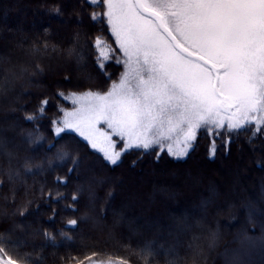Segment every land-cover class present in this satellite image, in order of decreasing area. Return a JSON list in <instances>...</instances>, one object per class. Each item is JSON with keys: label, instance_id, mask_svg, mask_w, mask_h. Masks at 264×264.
<instances>
[{"label": "snow or ice", "instance_id": "obj_1", "mask_svg": "<svg viewBox=\"0 0 264 264\" xmlns=\"http://www.w3.org/2000/svg\"><path fill=\"white\" fill-rule=\"evenodd\" d=\"M80 3L91 9L93 27L101 26L95 36L86 37L90 43L82 47L92 51L96 72L107 87L58 90L39 98L35 110L25 111L24 115V120L33 125L26 142L38 146L33 155L43 151L47 144L46 157L47 152H56L55 165L52 159L46 160L48 170L55 172L57 167L71 163L65 176L55 177L57 186L67 187L82 164L78 153L56 147L71 134L83 140L84 146L111 168L121 166L126 154L133 151L141 157L153 155L157 160L164 154L185 160L206 138L208 158L214 160L218 151H230L231 144L242 135L249 136V144L264 138V0ZM51 11L57 17L63 15L59 7ZM41 46L47 52L49 42L45 40ZM51 50L55 52L56 46ZM34 51H39L35 45ZM68 54L74 55L77 63L85 59L75 46L68 49ZM114 65L118 66L115 73L109 71ZM42 73L37 64L33 74ZM65 80L70 83L69 77L65 76ZM52 99H56L55 105L51 104ZM51 107L55 114L49 120V134L54 143L48 142L40 123L47 119ZM7 143L0 136V155L9 157L8 169L0 167V221L8 222L17 215L25 220H12L10 228L0 231V264H43V259L34 253L19 251L23 245L12 237L17 228H30L25 222L38 214L29 213L31 200L18 202L21 187L26 198L27 181L45 175L46 170L43 164H33L31 159L24 160L22 170L13 168ZM136 163L134 160L132 166ZM84 191L82 185L77 187L66 211L77 213ZM88 192L89 199L94 201L91 183ZM40 193L50 198L46 203L61 197L58 202L68 200L62 192L55 196L51 190L45 192L43 186ZM113 199L110 191L108 200ZM208 203L205 201V206ZM56 215L53 211L49 219L54 220ZM66 229L78 231V219H68L66 228L57 233L65 242H71L72 236ZM42 234L49 244L57 246L56 236L48 231ZM217 236L218 233L212 234L213 241ZM155 256L149 245L140 252L143 264H155ZM61 259L65 264H131L129 257L96 250ZM167 264H178V257L173 255Z\"/></svg>", "mask_w": 264, "mask_h": 264}, {"label": "trees", "instance_id": "obj_2", "mask_svg": "<svg viewBox=\"0 0 264 264\" xmlns=\"http://www.w3.org/2000/svg\"><path fill=\"white\" fill-rule=\"evenodd\" d=\"M53 7L60 8L63 15L59 17L63 19L51 11ZM90 14L91 9L82 5L80 0H0V85L3 86L0 89V130L5 131L2 137L7 140L15 139L16 135L9 133L14 127L17 133L23 134H19L14 144L7 148L14 158L11 163L13 168L22 170L24 160L31 159L33 164H43L46 170L45 175L27 181L26 198L24 188L20 189L18 202L24 204L26 200H31L29 213L38 214L25 222L31 225L30 228H17L12 239L23 245L19 251L34 253L43 259V264H65L62 257L80 255L85 250L118 254L129 257L131 264H143L140 249L144 245H150L155 252L157 246L164 248V253L156 252L155 264H167L173 255L178 257V264H225L223 258L226 255L241 253L239 245L235 243L240 233L253 239L260 236V227L264 230V205L260 204L263 197L259 189L261 187L264 193V138L249 144V136L242 135L231 144L230 151H218L214 160L208 158L206 138L199 141L196 150L185 160H175L166 154L157 160L153 155L141 157L133 151L126 154L121 166L111 168L105 166L98 154L85 147L83 140L71 134L61 139L56 146L60 150L78 153L82 160V172L74 174L67 187L57 186L55 177L67 174V168L71 167L70 161L52 172L48 170L46 160L52 159L53 164H56L55 150L47 152L46 157L45 144L43 151L33 155L38 146L26 142V134L33 125L24 120V115L25 111L35 110L39 98L58 90L68 92L107 87L104 78L96 72L92 51L82 47L90 43L86 37L95 36L101 27H93ZM45 40L49 42L47 52L41 46ZM34 45L39 51H34ZM53 45L57 49L55 52L51 50ZM74 46L85 56L80 63H77L74 55L68 54V49ZM37 64L43 69L42 74H33ZM117 68L114 65L109 71L115 73ZM65 76L69 77L70 83L65 80ZM89 76L93 77L91 81L87 80ZM56 103V99L51 100L52 105ZM65 105L71 107L66 102ZM54 114L55 108L51 107L47 119L40 121L44 125L41 131L49 143L55 142L49 134V120ZM134 160L137 161L135 167L132 166ZM0 167L7 170L9 162L0 160ZM87 169L91 172L90 177ZM109 178L114 179L97 188L95 181ZM116 178L124 186L117 185ZM189 179L194 183L189 184ZM90 183L96 199H99L93 213L85 195L79 199L77 213L66 211L71 194L81 185L88 188ZM42 186L45 192L51 190L53 196L57 192L64 193L68 200L58 202L63 199L61 197L46 203V199L50 198L41 195ZM110 191L114 197L111 201L108 200ZM156 192L165 193L166 197H160ZM205 201L213 203L207 210L208 231L205 239L198 240L200 229H194L180 238L175 229H182L183 226H175L174 220L182 221L191 215L203 223V218L194 209L205 207ZM230 206L235 209L231 210ZM222 208L227 210L217 211ZM8 211L10 213L12 209ZM53 211L57 215L54 220H50ZM256 213L262 216L255 219ZM84 216H92L96 221L103 219L106 228L102 233H95V238L92 237V230L85 220L80 219ZM122 217L135 225L134 231L138 237L122 239V243L117 244L116 234L123 238L130 237L125 228L115 229L114 225L120 223ZM72 218L78 219V231L66 229L72 241L65 242L57 233L65 229L67 220ZM231 219L233 221L229 223ZM12 220L19 223L25 218L17 215ZM12 220L0 221V231L10 228ZM144 225L156 226L146 230L143 229ZM225 228L227 232L222 235ZM44 231L56 236V247L44 238ZM214 232L218 233L215 241L212 239ZM79 234L87 237V240L78 241ZM29 237L32 240L26 242ZM259 244L264 247V243ZM263 255L264 249H258L253 254L246 253L244 258L236 256L230 264H248L256 259L259 262L254 264H264Z\"/></svg>", "mask_w": 264, "mask_h": 264}, {"label": "rangeland", "instance_id": "obj_3", "mask_svg": "<svg viewBox=\"0 0 264 264\" xmlns=\"http://www.w3.org/2000/svg\"><path fill=\"white\" fill-rule=\"evenodd\" d=\"M60 19H63V17H59ZM66 23V22H65ZM78 65V64H77ZM78 67V66H77ZM78 70H79V67H78ZM22 78V77H21ZM17 80V79H16ZM15 80V81H16ZM5 133V131H1L0 130V136H2V134H4ZM9 133H11V135H16V137H15V139L14 138H12L11 140H7V139H5V137L3 136V138L8 142L7 143V148H10V146H12L13 144H14V142H15V140H16V138H18V136H19V134L20 133H17V131H16V129H15V127L11 130V131H9ZM8 133V134H9ZM28 134V133H27ZM27 134H26V137H27ZM20 135H23L22 134V132H21V134ZM8 151V150H7ZM0 160L2 161H7V162H9V157L8 156H6V155H0ZM14 161V158L13 159H11V163ZM47 165V164H46ZM81 171V168L79 169V172ZM82 172V171H81ZM86 172L87 173H89V177H90V174H91V172L87 169L86 170ZM91 179H94L93 177L91 178ZM113 179L114 178H109V179H106V180H104L103 181V183L102 184H99L100 185V187L102 186V185H104V184H107V183H110L111 181H113ZM116 180H117V178H116ZM188 183L189 184H192V183H194V182H191L190 181V179H189V181H188ZM116 184L117 185H119V186H124V184H122L121 183V181L118 179L117 180V182H116ZM99 185H97V188H99ZM196 186H197V184H196ZM85 189V191H84V193H83V195H85V196H87V198H88V200H89V207H90V211L93 213V208H94V206H95V204L97 203V202H99V199H95L94 201L93 200H90L89 199V192H88V188L87 187H85L84 188ZM259 189H260V193H261V195H262V200H260V204L261 205H264V193H263V191H262V189H261V187H259ZM156 194L157 195H159L160 197H163V198H165L166 196H165V193H160V192H156ZM155 202V201H154ZM212 205H213V203H208L205 207H203V206H199V207H197V208H195L194 209V212L195 213H199L200 215H201V217L203 218V223H199L198 221H197V219H194L191 215H187L185 218H183L182 219V221H176V220H174V225L175 226H177V224L180 226H183V228L181 229V228H173V229H175L176 230V232H177V234H179V237L180 238H182V237H184L185 235H187L189 232H191L192 230H194V229H197V231H199V229H200V232H201V235L199 236V238H198V240L199 241H203V239H205V234H207V231H208V228H207V219H208V217H207V210L208 209H210L211 207H212ZM230 209L231 210H234L235 209V207L234 206H230ZM193 210V209H192ZM112 214H113V216L114 217H116L115 215V212H113L112 211ZM199 215V216H200ZM262 215H261V213H256V215H255V219H257V218H260ZM87 217H89V216H87ZM213 220V219H212ZM211 220V221H212ZM86 221V223L88 224V226L90 227V229L92 230V233H93V235H92V237H94L95 238V233H97V232H100V233H102L103 231H104V229L106 228V224H105V222L103 221V219H100L99 221L97 220L96 221V219L95 218H93L92 216L91 217H89V219H87V220H85ZM233 221V219H231L230 221H229V223H231ZM181 224H180V223ZM115 226V229H117L118 227H123V228H125L127 231H128V233L130 234V237H128V238H123L122 236H120L119 234H116V238H115V242H117V244H120V243H122V239L123 240H127V239H134V238H136V237H138V234H136L135 233V225L133 224V223H129V222H127L123 217L121 218V221H120V223H117L116 225H114ZM155 226L156 225H150V226H148V225H144L143 226V229L145 228L146 230H149V229H152V228H155ZM257 226H258V228L260 227V225H259V223L257 224ZM260 229V236L259 237H255V238H253V239H250L247 235H245L243 232L242 233H240V235L238 236V238L235 240V243L236 244H238L239 245V247H240V255H237V254H234V255H226L224 258H223V260H224V263L225 264H230L235 258H236V256L238 257V256H241L242 258H244L245 256H246V253H250V254H253L256 250H263L264 249V247L262 248L260 245L261 244H259V243H264V230L262 229V227H260L259 228ZM226 232H227V229L225 228L224 229V231H223V233H222V235H225L226 234ZM171 234H173V233H171ZM85 238H87V237H83V235H81V234H79V235H77V240L78 241H86L87 239H85ZM32 240V237H29L27 240H26V242H29V241H31ZM21 243V242H20ZM150 246V245H149ZM145 247V245L143 246V247H141V249L140 250H142L143 248ZM201 248H202V246H201ZM156 252H158V253H164V248L163 247H161V246H157V248H156ZM245 252V253H244ZM263 257H264V255H263ZM257 262H259V259H256V260H253L252 262H249L248 264H254V263H257Z\"/></svg>", "mask_w": 264, "mask_h": 264}]
</instances>
